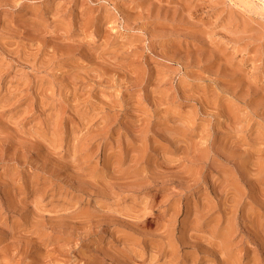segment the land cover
<instances>
[{
    "label": "rangeland",
    "instance_id": "obj_1",
    "mask_svg": "<svg viewBox=\"0 0 264 264\" xmlns=\"http://www.w3.org/2000/svg\"><path fill=\"white\" fill-rule=\"evenodd\" d=\"M0 264H264L263 0H0Z\"/></svg>",
    "mask_w": 264,
    "mask_h": 264
},
{
    "label": "bare ground",
    "instance_id": "obj_2",
    "mask_svg": "<svg viewBox=\"0 0 264 264\" xmlns=\"http://www.w3.org/2000/svg\"><path fill=\"white\" fill-rule=\"evenodd\" d=\"M263 4H264V0H263Z\"/></svg>",
    "mask_w": 264,
    "mask_h": 264
}]
</instances>
